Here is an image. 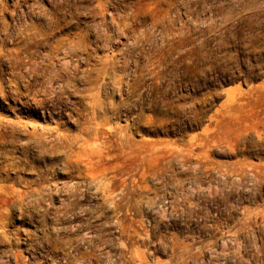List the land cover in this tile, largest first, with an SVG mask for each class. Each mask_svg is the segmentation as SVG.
Returning <instances> with one entry per match:
<instances>
[{"label":"rangeland","instance_id":"obj_1","mask_svg":"<svg viewBox=\"0 0 264 264\" xmlns=\"http://www.w3.org/2000/svg\"><path fill=\"white\" fill-rule=\"evenodd\" d=\"M0 264H264V0H0Z\"/></svg>","mask_w":264,"mask_h":264},{"label":"bare ground","instance_id":"obj_2","mask_svg":"<svg viewBox=\"0 0 264 264\" xmlns=\"http://www.w3.org/2000/svg\"><path fill=\"white\" fill-rule=\"evenodd\" d=\"M33 7V6H32ZM19 27V26H18ZM36 27V29H38L37 30V32L39 33V34H47V32L48 31H46V30H42L39 26H35ZM31 32V31H30ZM68 49V48H67ZM64 62V61H63ZM62 62V63H63ZM65 63V62H64ZM67 63H68V61H67ZM60 64V63H59ZM30 67V69L31 70H34V67H32V66H29ZM66 69V68H65ZM42 70V69H41ZM67 70V69H66Z\"/></svg>","mask_w":264,"mask_h":264}]
</instances>
